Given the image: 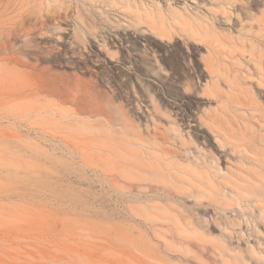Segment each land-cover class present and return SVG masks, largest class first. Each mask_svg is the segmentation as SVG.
<instances>
[{
  "label": "bare ground",
  "instance_id": "6f19581e",
  "mask_svg": "<svg viewBox=\"0 0 264 264\" xmlns=\"http://www.w3.org/2000/svg\"><path fill=\"white\" fill-rule=\"evenodd\" d=\"M71 1L0 0V94L10 107L5 117L12 128L0 136L25 142L22 128L40 133V142L12 151L40 152L44 185L59 190L99 185L109 202H124L133 223L126 228H136L145 246L153 242L155 252L165 237L186 248L192 247V236L201 240L198 227L204 228L200 216L209 221L207 207L215 221L230 209L234 217L221 221L229 235L242 233V217L264 223V8L257 14L248 6L255 25L233 36L215 24L229 22L232 14L240 20L232 11L236 0H195L194 12L170 0L166 8L160 0H110L109 6L128 12L136 26L177 30L206 43L201 61L208 78L194 97L213 96L216 107L195 115L174 112L167 125L161 114L152 116L150 129L124 112L128 100L111 83L118 65L113 57L123 44L129 56L119 60L125 66L135 61L133 68L142 67L149 83L158 79L142 63L136 44L143 30L118 42L116 31L97 21L107 16L93 4L99 0H75L73 14ZM168 101L171 108L179 105ZM86 200L95 202V197ZM190 202L197 207H188ZM117 259L107 264H128Z\"/></svg>",
  "mask_w": 264,
  "mask_h": 264
},
{
  "label": "rangeland",
  "instance_id": "374dc122",
  "mask_svg": "<svg viewBox=\"0 0 264 264\" xmlns=\"http://www.w3.org/2000/svg\"><path fill=\"white\" fill-rule=\"evenodd\" d=\"M74 1L69 4L70 14L74 12ZM204 1L208 4L213 2ZM236 1L232 11L239 14L240 20L232 14L229 22L221 24L223 19H218L215 24L233 36L239 31L247 33L251 24L255 25L246 12L248 6L257 14L264 8V0ZM160 2L163 8L167 7L165 0ZM168 3L191 12L196 11L197 6L195 0H181L179 3L170 0ZM93 4L107 14L96 19L100 27L111 26L112 32L116 31L118 42L133 40L131 34L143 30L140 33L142 39L136 44L143 51L142 63L158 76L155 83L147 82L142 67L133 68L135 61L132 59L127 66L119 60L129 56V47L124 44L118 47L113 57L118 60V65L112 69L111 83L128 100L123 103V108L131 119L142 126L149 124L151 129L152 116L161 114V123L167 125L174 112L195 115L202 109L216 107L213 96L194 97V93H201L208 78L201 61V56L206 54V43L177 30L166 31L160 26L151 30L143 22L136 26L128 12L118 6H109L110 0H99ZM197 8L202 10L201 6ZM263 99L261 103L264 106ZM168 100H176L179 105L171 108ZM10 112L0 94V133L12 132L5 117ZM186 129L191 131L192 128ZM19 133L27 141L0 136V264H107L108 261L116 262L118 256L124 261L126 257L134 260L125 261L128 264H264V223L257 218L247 223L242 217V233L229 235L221 221L227 215L234 217L230 209L220 211L215 221L211 216L212 207H207L209 221L200 216L204 228L198 227V232L203 231L202 238L198 240L192 236L191 248L179 246L165 237L158 242L160 251H153V242L149 247L145 246L136 228L133 232L126 228L133 223L127 217L124 202H109L106 190L99 185L74 184L64 190L44 185L40 152L22 155L11 149L40 142V133L26 128ZM203 135L209 137L205 133ZM198 139L205 140L200 135ZM220 165L225 167V162L220 161ZM75 196L79 199L76 200ZM91 196L95 197V202H87ZM188 207L197 206L190 202ZM165 242L173 247L164 248ZM220 245L240 246L241 249L220 248ZM248 245L255 248L256 254L248 252Z\"/></svg>",
  "mask_w": 264,
  "mask_h": 264
}]
</instances>
